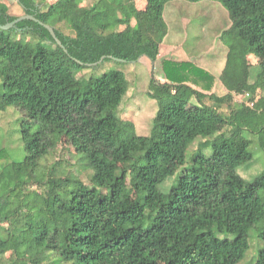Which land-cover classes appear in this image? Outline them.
I'll return each mask as SVG.
<instances>
[{"label": "trees", "instance_id": "trees-1", "mask_svg": "<svg viewBox=\"0 0 264 264\" xmlns=\"http://www.w3.org/2000/svg\"><path fill=\"white\" fill-rule=\"evenodd\" d=\"M44 1L16 0L39 21L0 28V111L23 112L26 152L14 161L0 149L2 264L240 262L250 232L264 238V172L253 180L237 172L254 159L251 140L239 129L251 130L264 150V67L253 74L249 57L252 50L264 54V0H218L233 24L224 31L227 94L217 95L215 75L194 62L162 60L166 81L154 80L159 110L149 135L119 115L128 89L122 73L81 79L76 71L90 65L97 71L110 59L156 61L172 0H148L143 9L135 0ZM6 8L0 0L1 25L19 17ZM111 10L121 16L111 20ZM112 23L126 27L107 32ZM193 98L198 105L190 108ZM65 135L68 145L61 144ZM199 137L205 142L191 157L194 170L164 192L171 167ZM209 144L212 154L203 156ZM59 149L70 160L54 159L48 167ZM82 161L92 170L90 188L67 168ZM254 264H264V251Z\"/></svg>", "mask_w": 264, "mask_h": 264}, {"label": "rangeland", "instance_id": "rangeland-1", "mask_svg": "<svg viewBox=\"0 0 264 264\" xmlns=\"http://www.w3.org/2000/svg\"><path fill=\"white\" fill-rule=\"evenodd\" d=\"M56 1L58 0H45L44 2L49 5ZM94 1L82 0L81 4L91 5ZM147 2L148 0H135L138 9L145 8ZM3 5L7 7V11L12 15H24L23 8L16 0H3ZM110 12L109 18L111 20L121 16V12L117 10L114 12L111 10ZM164 19L168 24V34L161 43L160 54L156 61H152L147 56L133 62L110 59L105 61L97 71L92 68V65L76 71L77 77L81 79H88L92 75L100 76L105 72L112 74L122 73L128 83V89L118 112L122 121L132 124L136 133L140 135L151 134V129L159 110L158 101L152 95V87L155 84L154 80L159 82L166 80L161 67L163 59L194 62L217 75V81L213 89L217 95H221L222 92L228 93V89L221 80V74L226 67L229 54V48L225 43L224 31L232 29L233 26L227 7L218 0H199L195 2L172 0L165 5ZM114 23L107 29V32L120 31L126 27L125 24ZM133 23L135 22L133 21ZM63 27L68 33L69 29H67V26L64 25ZM249 57L254 64L252 70L253 74H255L258 72L255 70L260 68L259 65L264 67V54L252 50ZM2 91V80L0 79V92ZM237 98L239 97L235 96L236 100ZM194 105H198L196 98L190 101L189 107L195 108ZM225 107L227 112H229L227 104H225ZM225 107L223 106L221 109L225 110ZM197 110L200 111L199 108ZM23 116V112L15 107L0 111V149H4L14 161L22 160L26 153L20 132ZM238 131L243 132L251 140L250 149L254 152V159L239 166L237 172L245 179L253 180L264 172V150L259 145L258 137H255L251 130L239 129ZM230 133L231 131L227 128L225 134L230 135ZM212 140H214V137H211L209 143H212ZM69 141V135H65L61 144L68 145ZM204 142L205 139L197 138L189 146L186 159L173 164L170 169L172 175L161 186L164 192L169 190L180 174L194 170L191 157L197 151L199 144ZM70 152L73 153L74 149H70ZM68 153L69 151L67 150L63 152L60 149L57 150V153L49 159L48 167H50L52 161L58 158L70 160ZM201 154L210 156L212 154V145L209 144L208 147L202 149ZM76 160L73 159L71 162L75 163ZM67 168L78 175L89 188L92 186L90 182L92 170L86 161L79 165L67 166ZM260 194L264 198V189L260 191ZM220 236L224 237V235ZM229 237H232V235H229ZM249 244L245 257L238 263L229 264H254L257 258L263 254L264 238L257 230L253 229L250 232ZM0 264H2L1 260Z\"/></svg>", "mask_w": 264, "mask_h": 264}, {"label": "water", "instance_id": "water-1", "mask_svg": "<svg viewBox=\"0 0 264 264\" xmlns=\"http://www.w3.org/2000/svg\"><path fill=\"white\" fill-rule=\"evenodd\" d=\"M24 19H32V20H36V21H39L36 17H34L33 15H21L19 16L18 18H16L14 21L8 23V24H5V25H1L0 24V28L1 29H10L11 27H13L14 25H16L18 22L24 20ZM49 30L50 32L52 33L53 37L56 39V41L62 45L61 41L58 39V37L56 36L55 32H54V29L49 26V25H45ZM103 59H105V57H102V59L100 61H102Z\"/></svg>", "mask_w": 264, "mask_h": 264}, {"label": "crops", "instance_id": "crops-1", "mask_svg": "<svg viewBox=\"0 0 264 264\" xmlns=\"http://www.w3.org/2000/svg\"><path fill=\"white\" fill-rule=\"evenodd\" d=\"M214 75H215V73H213ZM215 77H217V75H215ZM163 80V79H162ZM166 81V80H165ZM216 81H217V78H216ZM162 82H164V80L162 81ZM215 84H216V82H215ZM226 92H222L221 93V95H224ZM239 97V96H238ZM237 100H242V97H239V98H237Z\"/></svg>", "mask_w": 264, "mask_h": 264}, {"label": "built area", "instance_id": "built-area-1", "mask_svg": "<svg viewBox=\"0 0 264 264\" xmlns=\"http://www.w3.org/2000/svg\"><path fill=\"white\" fill-rule=\"evenodd\" d=\"M250 104H253V103H250Z\"/></svg>", "mask_w": 264, "mask_h": 264}]
</instances>
